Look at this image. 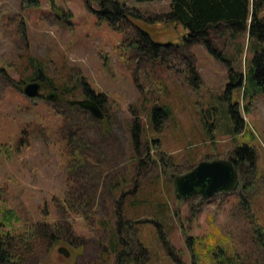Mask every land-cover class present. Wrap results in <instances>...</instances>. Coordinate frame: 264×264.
Masks as SVG:
<instances>
[{"label":"rangeland","instance_id":"374dc122","mask_svg":"<svg viewBox=\"0 0 264 264\" xmlns=\"http://www.w3.org/2000/svg\"><path fill=\"white\" fill-rule=\"evenodd\" d=\"M120 1L136 11L122 30L94 12L101 0H0V209L61 227L58 241H34L20 264H193L195 253L197 264H220L222 249L264 264V93L251 79L259 43L246 30L211 31L244 77L230 88L228 65L168 20L171 0ZM138 29L165 46L134 45ZM33 79L45 86L35 99L23 93ZM86 84L106 97L102 120L69 104L86 98ZM50 91L59 98L48 100ZM230 103L245 121L235 138ZM155 107L169 109L159 130ZM247 129L257 151L248 181L209 200L177 196V176L228 158Z\"/></svg>","mask_w":264,"mask_h":264},{"label":"trees","instance_id":"16d2710c","mask_svg":"<svg viewBox=\"0 0 264 264\" xmlns=\"http://www.w3.org/2000/svg\"><path fill=\"white\" fill-rule=\"evenodd\" d=\"M31 1L33 4L38 3V0ZM136 1L147 2L155 0ZM89 4L88 2L90 8ZM101 5L102 8L94 10V12L101 19L107 20L112 28L122 30V24L130 23L133 25L131 17L136 11L127 7L125 3L120 0H101ZM168 20L183 26L187 30L184 38L186 42L205 46L218 60L228 65L227 67L231 73L230 78L234 81L229 85L230 88L232 86H243L244 77L242 74H234L225 55L214 47L210 39V33L221 26H226L229 30L232 29L236 32L248 31L249 40H256L261 47V50L256 53L253 59L251 79L256 81L254 82L256 88L263 90H258L257 92L264 93V0H171ZM141 39L147 41L155 51H159L161 47L165 46L157 43L149 33L138 29V40L134 42V45L140 44ZM32 65L37 70L36 79H45L44 75H42V65L36 61H33ZM88 87L89 85L86 84L84 96L96 101L102 108L107 103L105 95L96 94ZM19 89L22 90V87H19ZM64 92L65 94L71 93L72 89H66ZM244 97H246V91ZM229 108L236 128V134L233 135V138H235L238 132L245 129V121L238 113V104L230 103ZM246 108L249 109V104ZM149 115H151V122L159 130L162 123L169 116V109L167 107H155ZM131 135L138 151L141 131L137 124L132 126ZM244 136L247 141L237 144L233 153L228 156L240 171L241 182L248 181L246 169H254L256 167L257 157V151L253 146L255 141L253 132L247 129ZM244 167L246 168L245 171L243 170ZM41 226H44V228L41 229ZM60 231L61 227L58 223L39 226L24 224L23 220L13 209L6 207L0 209V264L22 263L23 256L29 252L34 241L54 244L58 241L56 233ZM260 234L262 237L261 243L264 246V234L262 232ZM65 240V243L69 242V239ZM221 254L223 256H220ZM195 255L196 259L193 264L198 262L199 255L197 253ZM220 255L218 259L220 264H240L237 256H228L223 249ZM121 257H119V260H121Z\"/></svg>","mask_w":264,"mask_h":264},{"label":"water","instance_id":"95a60500","mask_svg":"<svg viewBox=\"0 0 264 264\" xmlns=\"http://www.w3.org/2000/svg\"><path fill=\"white\" fill-rule=\"evenodd\" d=\"M25 96L35 99L42 95V84L38 80L30 81L23 87ZM46 98L57 99V93L51 91ZM90 111L96 118L104 119L105 114L99 104L92 99H80L69 102ZM240 173L230 159L221 158L201 161L192 171L177 176L174 180L176 194L181 199L201 196L209 200L220 193H232L238 189ZM58 252L65 257L70 256L66 247H60Z\"/></svg>","mask_w":264,"mask_h":264},{"label":"flooded vegetation","instance_id":"af4514ba","mask_svg":"<svg viewBox=\"0 0 264 264\" xmlns=\"http://www.w3.org/2000/svg\"><path fill=\"white\" fill-rule=\"evenodd\" d=\"M40 82H41V84H42V92L44 91V89H45V86H44V82H43V79H40L39 80ZM51 92V91H50ZM42 96V95H41ZM40 96V97H41ZM59 93H57V99L59 98ZM85 99H89L88 97H86ZM215 159H221V158H215ZM215 159H211V160H215ZM227 159H229V158H227ZM232 161V160H231ZM234 163V162H233ZM237 168V167H236ZM239 171V170H238ZM239 173H240V171H239ZM240 182H241V175H240V180H239V185H240ZM239 187V186H238ZM200 196V195H199ZM194 197V196H193ZM190 198H192V197H190ZM190 198H188V199H190Z\"/></svg>","mask_w":264,"mask_h":264},{"label":"crops","instance_id":"0c3cea01","mask_svg":"<svg viewBox=\"0 0 264 264\" xmlns=\"http://www.w3.org/2000/svg\"><path fill=\"white\" fill-rule=\"evenodd\" d=\"M243 131V130H242ZM256 168V167H255Z\"/></svg>","mask_w":264,"mask_h":264}]
</instances>
